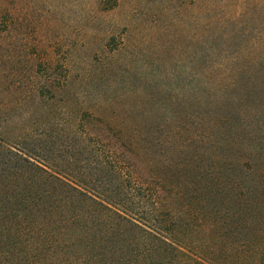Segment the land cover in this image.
I'll list each match as a JSON object with an SVG mask.
<instances>
[{
  "label": "trees",
  "instance_id": "obj_1",
  "mask_svg": "<svg viewBox=\"0 0 264 264\" xmlns=\"http://www.w3.org/2000/svg\"><path fill=\"white\" fill-rule=\"evenodd\" d=\"M102 2L105 10L118 4ZM14 22L0 4V36ZM254 42L229 52L210 43L203 68L230 89L240 74L264 78V58L239 62L252 51L251 59L264 57ZM11 58H0V264H215L192 235L203 214L238 202L249 178L242 164L225 160L204 132L175 145L150 130L140 151L138 132L101 126L89 109L60 103L69 72L41 74L43 63L32 62L33 74L19 75Z\"/></svg>",
  "mask_w": 264,
  "mask_h": 264
},
{
  "label": "rangeland",
  "instance_id": "obj_2",
  "mask_svg": "<svg viewBox=\"0 0 264 264\" xmlns=\"http://www.w3.org/2000/svg\"><path fill=\"white\" fill-rule=\"evenodd\" d=\"M0 4L15 19L11 33L0 36V58L12 56L19 75H32V62L43 63L41 74L69 72L60 103L89 109L100 124L138 132L140 151L150 133L177 145L204 132L225 160L235 157L253 180L244 179L238 202L221 205L222 217L203 214L192 239L215 264H264V78L240 74L239 87L230 89L218 71L203 68L210 43L227 52L264 44V0H118L109 10L102 0ZM121 37L125 44L111 51ZM256 54L244 53L239 62L264 58L251 59Z\"/></svg>",
  "mask_w": 264,
  "mask_h": 264
}]
</instances>
